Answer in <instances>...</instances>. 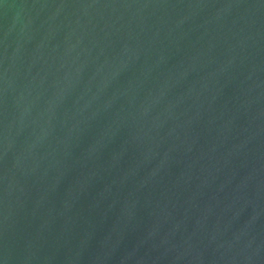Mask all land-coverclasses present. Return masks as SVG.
<instances>
[{
	"label": "water",
	"instance_id": "water-1",
	"mask_svg": "<svg viewBox=\"0 0 264 264\" xmlns=\"http://www.w3.org/2000/svg\"><path fill=\"white\" fill-rule=\"evenodd\" d=\"M0 264H264V0H0Z\"/></svg>",
	"mask_w": 264,
	"mask_h": 264
}]
</instances>
